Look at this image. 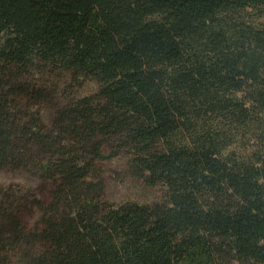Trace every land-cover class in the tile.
Wrapping results in <instances>:
<instances>
[{
	"label": "trees",
	"instance_id": "1",
	"mask_svg": "<svg viewBox=\"0 0 264 264\" xmlns=\"http://www.w3.org/2000/svg\"><path fill=\"white\" fill-rule=\"evenodd\" d=\"M0 169V264H264V0H0Z\"/></svg>",
	"mask_w": 264,
	"mask_h": 264
},
{
	"label": "rangeland",
	"instance_id": "2",
	"mask_svg": "<svg viewBox=\"0 0 264 264\" xmlns=\"http://www.w3.org/2000/svg\"><path fill=\"white\" fill-rule=\"evenodd\" d=\"M39 79L40 76L33 73L30 84L38 83ZM94 89V84L91 81H86L83 87L76 91V94H90ZM72 94V92L69 91L68 93L66 91V99L73 96ZM63 101L62 96H58V99L51 104L42 106L40 109L43 112V118L49 120L56 109L54 104H60ZM103 170L104 197L107 201L115 204L131 201L145 205H153L161 201L162 191L160 187L147 186L142 180L131 177L122 161L116 160L105 163L103 164ZM10 184L16 185L15 187L18 186L17 188L21 191L20 196H26L28 200H31V197L37 191L47 188L43 182L23 171L10 172L0 169V187H6ZM20 220L25 226L33 228L39 223L40 215L37 212H24L21 214Z\"/></svg>",
	"mask_w": 264,
	"mask_h": 264
}]
</instances>
